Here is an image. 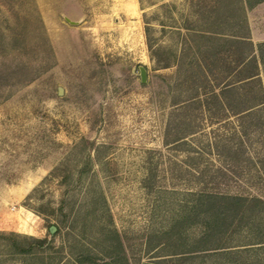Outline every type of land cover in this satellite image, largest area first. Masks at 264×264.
Masks as SVG:
<instances>
[{
    "label": "rangeland",
    "instance_id": "rangeland-1",
    "mask_svg": "<svg viewBox=\"0 0 264 264\" xmlns=\"http://www.w3.org/2000/svg\"><path fill=\"white\" fill-rule=\"evenodd\" d=\"M245 1L259 44L264 4ZM216 3L0 0V226L16 219L21 230L0 231V264H125L120 243L131 264L165 257L163 233L203 186L199 173L228 168L220 150L236 119L186 103L178 74L187 37ZM259 68L264 86V53ZM243 144V176L207 187L264 199V135ZM200 232L187 227L189 246ZM33 238L45 242L22 254ZM258 259L264 250L185 264Z\"/></svg>",
    "mask_w": 264,
    "mask_h": 264
},
{
    "label": "trees",
    "instance_id": "trees-1",
    "mask_svg": "<svg viewBox=\"0 0 264 264\" xmlns=\"http://www.w3.org/2000/svg\"><path fill=\"white\" fill-rule=\"evenodd\" d=\"M262 1L253 0L249 6ZM244 4L245 0H217L206 16L207 26L187 37V48L182 51L178 64V74L183 76L179 86L188 83L185 102L207 105L213 113L222 111L235 118L236 125L222 138L220 155L228 168H218L217 173L210 176L206 171L199 173L203 186L194 192L185 214L163 233L159 245L170 250L160 255L165 257L159 262L149 264H185L189 258L200 256L240 255L264 250V199L251 193L212 191L207 187L209 181L217 178L218 182L226 184L233 177H242L245 172L242 163L252 162L243 143L250 140L252 134L264 135V86L259 68L264 43L253 42ZM191 51L196 55L187 60ZM209 75L215 83L208 82V86H204ZM192 133L184 132L185 135ZM259 163L256 173L264 179V158ZM190 226L201 227L191 246L186 234ZM44 242L33 238L29 246L20 248V252L31 253L35 244ZM117 253L123 255L125 264H131L122 243ZM112 259L116 261L117 258ZM238 261L242 262L240 258ZM245 262L264 264L260 259Z\"/></svg>",
    "mask_w": 264,
    "mask_h": 264
},
{
    "label": "water",
    "instance_id": "water-1",
    "mask_svg": "<svg viewBox=\"0 0 264 264\" xmlns=\"http://www.w3.org/2000/svg\"><path fill=\"white\" fill-rule=\"evenodd\" d=\"M64 16H65L66 20H67L69 23L73 24V25L79 24V23L82 21V18H80V19H73V18H71V17H69V16H67V15H64ZM139 69H140L141 81H142L143 83H145V82L147 81V79H148L147 68H146L145 66H142V65H141V66L139 67ZM55 230H56V227H55V226H52V227H51V232L53 233Z\"/></svg>",
    "mask_w": 264,
    "mask_h": 264
},
{
    "label": "crops",
    "instance_id": "crops-1",
    "mask_svg": "<svg viewBox=\"0 0 264 264\" xmlns=\"http://www.w3.org/2000/svg\"><path fill=\"white\" fill-rule=\"evenodd\" d=\"M262 5L264 4V1L260 2ZM260 3H258L259 5H261ZM264 41V38L258 40L257 42L258 43H261ZM18 226L19 224L17 223L16 219L14 221V223H7V224H4L2 226H0V231H6V233H14V235H21V230L18 229Z\"/></svg>",
    "mask_w": 264,
    "mask_h": 264
}]
</instances>
